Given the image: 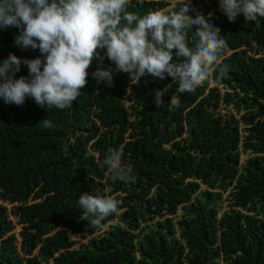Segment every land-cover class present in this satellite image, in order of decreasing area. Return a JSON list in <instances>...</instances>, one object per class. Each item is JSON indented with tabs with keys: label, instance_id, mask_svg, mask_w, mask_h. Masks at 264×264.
<instances>
[{
	"label": "trees",
	"instance_id": "1",
	"mask_svg": "<svg viewBox=\"0 0 264 264\" xmlns=\"http://www.w3.org/2000/svg\"><path fill=\"white\" fill-rule=\"evenodd\" d=\"M0 199V264H264V0H0Z\"/></svg>",
	"mask_w": 264,
	"mask_h": 264
},
{
	"label": "rangeland",
	"instance_id": "2",
	"mask_svg": "<svg viewBox=\"0 0 264 264\" xmlns=\"http://www.w3.org/2000/svg\"><path fill=\"white\" fill-rule=\"evenodd\" d=\"M183 1H185V2H191L192 0H183ZM148 51H149V52L152 51V46L148 48ZM228 52H229V51H228ZM213 84H215V82L211 80L210 85H213ZM218 86L221 87L222 84H221V83H218ZM221 90H223V89L221 88ZM218 109H219V111H220L222 114L227 113V112H232L236 117H239L240 114H241L240 112H237V111L233 108L232 105L225 106L223 103L219 106ZM247 156H248V155H247L246 152H242V153L240 154V161H241V162H244ZM113 164H116V161H114ZM201 187L204 188V187H206V186H205L204 184H202ZM220 191H221V198L219 199L218 202H219V204H220V206H221V210H223V209H225V208L227 207V205H226V202H227V201H226V196H227L228 192H227V191H222L221 189H220ZM109 200L111 201V198H109ZM0 202H3V201L0 199ZM3 203H5V205L7 206V208L10 209L12 203L7 202V201H4ZM180 214H181V208H178V210L176 211V214L174 215V219L176 220L177 218H179V217H180ZM11 217H12L13 220H14V217H13L12 215H11ZM157 219H158V217L152 218V219L148 220L147 223H148V224L155 225V226H158V224H157ZM14 222H15V221H14ZM108 227H109V224L106 223L105 225H103V226L101 227V229L96 230V231H95V234L102 233V232H103L104 230H106ZM19 229H20V224H18L17 222H15V225H14L13 231L15 232V235H16V238L18 239V241L20 240V236H19V233H18V232H19ZM175 234L178 235V232L175 233ZM69 236H70V238H73V239H76V240H77V242H76V245H77V246H79V245H81L82 243L86 242L87 239H88V238H82V237L75 236V235H74L73 233H71V232H70Z\"/></svg>",
	"mask_w": 264,
	"mask_h": 264
}]
</instances>
